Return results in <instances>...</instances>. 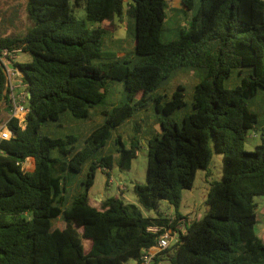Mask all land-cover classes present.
Wrapping results in <instances>:
<instances>
[{"label": "trees", "instance_id": "1", "mask_svg": "<svg viewBox=\"0 0 264 264\" xmlns=\"http://www.w3.org/2000/svg\"><path fill=\"white\" fill-rule=\"evenodd\" d=\"M180 2L193 10L194 0ZM170 7L169 0H25V32L0 33L1 48L30 57L17 64L30 111L23 127L14 118L7 122L13 136L0 143V264H140L142 250L158 238L147 228L168 227L169 219L144 218L117 196L92 205L89 192L98 169H131L134 141L127 147L117 134L115 149L107 152L106 146L152 102L161 130L147 135V182L133 190L145 211L164 200L175 207L177 221L186 220L187 233L171 247L176 253L170 264H264L254 201L264 197V129L253 151L244 148L248 131L259 125L251 102L264 91V0H200L179 37L165 42ZM80 8L85 19L75 15ZM6 13H0L2 24L17 17L16 11L12 18ZM125 15L135 25L131 59L102 48L104 36L113 35L116 19L122 24ZM180 69L204 77L194 87L190 111L174 117L186 106L185 89L155 93ZM114 83L123 84L127 101L103 113L106 119L81 148L73 135L42 134L67 113L89 119ZM5 87L0 67V115L9 108ZM211 143L222 156V179L211 185L205 215L189 221L178 213L181 192L193 187L198 171L208 170ZM27 160L33 161L31 170L24 167ZM86 165L82 190L65 207L66 175H80ZM59 219L63 229L55 227Z\"/></svg>", "mask_w": 264, "mask_h": 264}, {"label": "rangeland", "instance_id": "2", "mask_svg": "<svg viewBox=\"0 0 264 264\" xmlns=\"http://www.w3.org/2000/svg\"><path fill=\"white\" fill-rule=\"evenodd\" d=\"M5 2L6 0H0V13L7 8L6 18H12L15 11L17 12V17L14 21H6L4 24H2L0 20V33L3 35H9L25 32L29 26L27 12L25 10V0H7V3ZM169 2L171 6L170 12L168 13V18L162 35V40L165 42L175 40L179 37L180 30L188 26V23L191 21L192 16L196 13L200 4V0H194L195 4L193 10L185 11L179 3L180 0H169ZM124 6L125 8L127 7V2L124 3ZM75 15L78 19H85L84 8L78 9ZM115 23L118 25V28L113 32V35L107 34L104 36L102 45L103 51L105 53L116 54L125 57L126 59H131L132 56H134L135 47L134 21L125 15L122 24L118 19H116ZM19 61L21 63H27L30 61V57L27 54H22L19 57ZM203 77L204 73L202 71H189L187 69L176 70L170 74L169 79L161 85L160 90L155 94H158L159 92L160 94L166 93L170 96L179 86H182L185 89L186 96L184 100L186 106L177 111L174 116L181 117L190 111L194 87L203 79ZM126 96V91L124 90L122 83L111 84L108 88L104 103L98 105L90 112L89 119H76L67 113L59 122L50 123L44 126L42 134L54 138H64L67 135H73L78 139L77 148H81L86 137L97 127L102 125L106 119L103 113L110 111L114 106L125 103L127 101ZM153 105H155V102L151 103L149 111L143 113L135 112L129 123L121 126L118 131L114 132L113 137L108 141L106 146L107 152L115 149L113 140L117 134L125 139L127 147H130L131 141H134L137 156L134 159L130 170L123 171L114 165L111 170L104 169V171H102L101 169H98L96 171L94 185L89 192L92 205L99 204L97 199L103 200L117 196L122 198L128 206L136 205L141 216L144 218H155L157 216L167 218L168 215L175 214V207L164 200L159 202L157 209L145 211L138 205L133 190L135 184L144 185L147 182V135L152 133L155 129L154 122L159 117V115L153 112ZM251 106L253 107V111L259 115V125L256 130L252 129L248 131L244 146L247 151H253L255 146L261 142L262 129H264V91H260L256 98H254V101L251 102ZM6 118V113L0 115L1 121ZM138 124H141L142 127L140 128ZM138 130H141V132L138 133ZM212 151V160L208 170L198 171L193 187L181 192V202L178 207V213L183 217H186L189 221L199 220L205 215L208 210L206 200L211 185L213 182L221 181L222 179V156L214 151L213 144ZM32 162V160H28L25 168L31 170L33 168ZM86 169L87 165L83 168L80 175L69 173L66 175L67 193H65V207H69L74 198L77 197L82 190L81 182L85 178ZM108 178H112V183H109ZM118 185L124 186L125 190L121 192L118 189ZM254 201L257 205L256 211L259 219V225L256 226V233L261 238H264V236H262L264 230V197H255ZM55 227L63 229L65 223L63 220L59 219L56 222ZM86 247H88V243H86ZM175 253L176 250L170 248L168 254H165L162 263L170 264L171 258L175 256ZM130 263H135V260H130Z\"/></svg>", "mask_w": 264, "mask_h": 264}, {"label": "built area", "instance_id": "3", "mask_svg": "<svg viewBox=\"0 0 264 264\" xmlns=\"http://www.w3.org/2000/svg\"><path fill=\"white\" fill-rule=\"evenodd\" d=\"M23 52L21 49H9L0 47V64L3 67L6 75L7 95L9 101L8 118L4 124L3 131L0 129V143L3 139H10L13 136V132L7 127V122L11 119H17L19 126L23 127L26 121L27 115L30 111L28 107V99L30 94L28 92V86L23 81V73L17 67L20 55ZM4 154L0 148V157ZM28 163V160L24 163V167ZM109 183H112V178L109 179ZM169 219V226L152 225L147 228V232L157 234V243L153 247L145 248L139 258L140 264H156V260L166 250L170 249L174 245L178 244L181 240V236L187 233L186 220L177 221L174 214H170L167 217Z\"/></svg>", "mask_w": 264, "mask_h": 264}, {"label": "crops", "instance_id": "4", "mask_svg": "<svg viewBox=\"0 0 264 264\" xmlns=\"http://www.w3.org/2000/svg\"><path fill=\"white\" fill-rule=\"evenodd\" d=\"M181 4V2H179ZM149 111V110H148ZM6 113L7 114V118H8V111H4L2 114ZM143 113V112H142ZM6 118V119H7ZM6 119L5 120H2L0 119V129H2L3 131L5 130V128H3L4 124L6 123ZM154 125H155V131H158L160 132L161 128H160V125L158 123V119L154 122ZM118 189L123 192L125 190V187L124 186H121V185H118ZM90 198V196H89ZM98 203H100L101 199H97ZM96 206V205H95Z\"/></svg>", "mask_w": 264, "mask_h": 264}, {"label": "water", "instance_id": "5", "mask_svg": "<svg viewBox=\"0 0 264 264\" xmlns=\"http://www.w3.org/2000/svg\"><path fill=\"white\" fill-rule=\"evenodd\" d=\"M0 67L3 69V67H2V65L0 64ZM7 92V86L5 87V91H4V93H6Z\"/></svg>", "mask_w": 264, "mask_h": 264}]
</instances>
